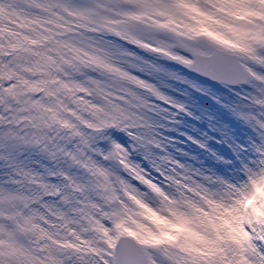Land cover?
<instances>
[{
	"label": "snow or ice",
	"instance_id": "6c2138e0",
	"mask_svg": "<svg viewBox=\"0 0 264 264\" xmlns=\"http://www.w3.org/2000/svg\"><path fill=\"white\" fill-rule=\"evenodd\" d=\"M193 9L235 25L239 47L203 34ZM160 57L234 86L248 134L226 162L160 153L159 105L184 109L160 91ZM261 180L264 0H0V264H264L251 210L246 236L208 231L199 250L149 242L135 223L141 205L242 209Z\"/></svg>",
	"mask_w": 264,
	"mask_h": 264
},
{
	"label": "rangeland",
	"instance_id": "374dc122",
	"mask_svg": "<svg viewBox=\"0 0 264 264\" xmlns=\"http://www.w3.org/2000/svg\"><path fill=\"white\" fill-rule=\"evenodd\" d=\"M228 2L237 3L239 0H228ZM193 11L195 16L192 19L194 23H198V26L202 25L199 29L203 34L226 46L239 47L229 35L236 31V28H231L232 24L196 9H193ZM223 11L237 20L245 18V15L240 11L231 13H228L227 9ZM226 32L229 34H226ZM160 59L166 65L182 73H187V70L179 69L176 66L180 63L167 60L164 57H160ZM163 75L166 78H163ZM161 78L163 79V84L160 85V90L174 92L185 98L191 96L189 92L178 89L173 84L179 81L185 82L180 75L162 68ZM153 82L156 83L155 80ZM192 88L204 95L205 99L217 102L215 105L217 110L215 108L211 109L206 100L202 98H195L192 108L183 111L172 110L171 107L164 108L163 104L165 102H161L159 105L161 112L156 113V115L162 118L163 122L158 119L155 125L156 135L160 141V153H171L193 167L203 166V168L211 170L220 163L226 162L227 156L225 155L221 157L220 161L215 159V157L220 156L223 152L226 155L231 153L232 145L228 140L233 138L239 143L238 138L247 137L248 128L239 122V119L230 110V105L233 101L221 100L217 96H213L206 90L194 85ZM153 102H155V99ZM164 113L167 114L165 115ZM165 120L170 121L171 124H165ZM231 121H235V123L233 124ZM203 134L208 139V142H212L215 147L201 138ZM141 207L143 208L142 219L135 221V223L139 232L143 234L144 239L149 242L182 241L188 247L193 248V250H199L200 245L209 243L206 236L208 231L214 232L218 239L224 235L233 240L240 239L238 207L236 206L227 207L210 203L209 207L198 209L199 215L193 218H185L171 213L165 215L163 212H157L146 205H141ZM252 214L257 219H264V195L261 196L258 204L253 207ZM145 219L148 223L144 222Z\"/></svg>",
	"mask_w": 264,
	"mask_h": 264
},
{
	"label": "bare ground",
	"instance_id": "6f19581e",
	"mask_svg": "<svg viewBox=\"0 0 264 264\" xmlns=\"http://www.w3.org/2000/svg\"><path fill=\"white\" fill-rule=\"evenodd\" d=\"M195 24L198 25V23H195ZM200 26H202V25H200ZM231 28H236V26L232 24ZM158 62H159L160 66L163 69L168 70V71H171L173 73H176L177 75H180L182 77V79L185 81V82L179 81L178 83H176V82L173 83L174 85H176V87L178 89L188 91V90H190L188 84H191V85H194V86H197V87H200V88L206 90L208 93L212 94L213 96H217L221 100H224L225 99L227 101L229 100V102H232L231 97L234 95V90H233L234 89V86H230L229 84H227L226 82H223V81H216V80L204 79L203 77H199L198 75H194L193 73H190V72H188V73H182L179 70H177V69H175L173 67H170V66L166 65L163 61H161V59ZM181 66H183V64H181ZM163 78H166V77L163 75ZM160 91L166 97L171 98V99H174V100H178L179 102H181L182 104H184L185 109H187V110L189 108L190 109L192 108V106L194 105V99L195 98L205 99L204 95H202L201 93H198V92H191V98H192V100H187L185 97H181V96H179L178 94H176L174 92L163 91V90H160ZM205 100H206L207 104L209 105V107L211 109L212 108H215V110H217V108L215 106L217 104V102L215 103V101L208 100V99H205ZM159 120L163 122V119L162 118H159ZM231 122L233 124L235 123V121H231ZM164 123L165 124H171V122L168 121V120H165ZM201 138L204 141H207V143H209L208 142V139L206 138V136L204 134L201 135ZM230 139L233 140V141H235L233 138H230ZM209 144L211 146L215 147V145L212 142H210ZM225 156H228V155L225 154ZM261 181L264 182V180H261ZM263 195H264V192L262 194L258 195V197L255 199V205L258 204L259 199Z\"/></svg>",
	"mask_w": 264,
	"mask_h": 264
},
{
	"label": "water",
	"instance_id": "95a60500",
	"mask_svg": "<svg viewBox=\"0 0 264 264\" xmlns=\"http://www.w3.org/2000/svg\"><path fill=\"white\" fill-rule=\"evenodd\" d=\"M191 71H193L194 73L198 74L199 76H204V77H208V78H212L211 76H208V75H205L203 72H200V71H196L192 68H189ZM213 79V78H212ZM215 80H218V79H215Z\"/></svg>",
	"mask_w": 264,
	"mask_h": 264
},
{
	"label": "clouds",
	"instance_id": "9594fccd",
	"mask_svg": "<svg viewBox=\"0 0 264 264\" xmlns=\"http://www.w3.org/2000/svg\"><path fill=\"white\" fill-rule=\"evenodd\" d=\"M153 210H154V209H153ZM144 222H145V223H148V221H147L146 219L144 220Z\"/></svg>",
	"mask_w": 264,
	"mask_h": 264
}]
</instances>
